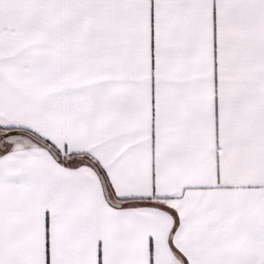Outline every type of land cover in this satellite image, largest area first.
Here are the masks:
<instances>
[{
	"label": "snow or ice",
	"instance_id": "snow-or-ice-1",
	"mask_svg": "<svg viewBox=\"0 0 264 264\" xmlns=\"http://www.w3.org/2000/svg\"><path fill=\"white\" fill-rule=\"evenodd\" d=\"M0 264H264V0H0Z\"/></svg>",
	"mask_w": 264,
	"mask_h": 264
}]
</instances>
